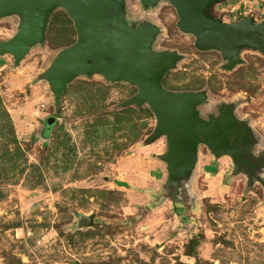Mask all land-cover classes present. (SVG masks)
<instances>
[{
	"label": "rangeland",
	"instance_id": "obj_1",
	"mask_svg": "<svg viewBox=\"0 0 264 264\" xmlns=\"http://www.w3.org/2000/svg\"><path fill=\"white\" fill-rule=\"evenodd\" d=\"M207 16L264 20V0H221ZM123 19L157 28L149 47L178 56L162 86L202 92L208 120L221 109L249 131L250 154H264V52L243 46L227 67L220 50H200L179 29L175 7L124 0ZM21 15L0 17V43ZM77 40L62 6L44 38L20 60L0 53V264H264V167L253 181L233 158L199 144L196 163L169 180L166 135L153 138L148 103L99 71L73 77L57 99L46 71ZM48 117L56 118L46 127ZM93 215L90 227H79Z\"/></svg>",
	"mask_w": 264,
	"mask_h": 264
},
{
	"label": "water",
	"instance_id": "obj_2",
	"mask_svg": "<svg viewBox=\"0 0 264 264\" xmlns=\"http://www.w3.org/2000/svg\"><path fill=\"white\" fill-rule=\"evenodd\" d=\"M145 8L158 0H141ZM179 17L180 30L195 37L200 50L217 49L231 68L240 61L239 50L251 46L264 52V20L256 23L250 17L224 22L207 16L208 7L221 0H168ZM62 6L74 22L77 40L62 50L46 76L58 99L66 84L76 75L102 73L107 79L127 81L138 92L125 104L148 103L157 117L152 137L166 135L169 180L197 161L199 144H206L215 155L229 154L236 165L248 161L250 138L248 128L234 119L227 109L208 120L198 115L196 106L204 100L202 92H175L162 86V79L178 56L172 52H153L149 44L157 32L154 25L138 27L123 19L124 0H0V17L21 15L17 34L0 43V53L11 52L20 60L31 45L44 38L51 11ZM56 121L45 120L46 127ZM93 215H82L79 227L93 226Z\"/></svg>",
	"mask_w": 264,
	"mask_h": 264
},
{
	"label": "flooded vegetation",
	"instance_id": "obj_3",
	"mask_svg": "<svg viewBox=\"0 0 264 264\" xmlns=\"http://www.w3.org/2000/svg\"><path fill=\"white\" fill-rule=\"evenodd\" d=\"M246 161H242L239 167L240 172H245L249 179L257 181L260 179L259 170L264 167V154L260 156H252L246 154Z\"/></svg>",
	"mask_w": 264,
	"mask_h": 264
}]
</instances>
